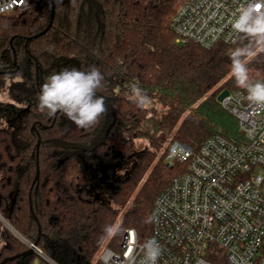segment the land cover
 Returning a JSON list of instances; mask_svg holds the SVG:
<instances>
[{"label":"trees","instance_id":"obj_1","mask_svg":"<svg viewBox=\"0 0 264 264\" xmlns=\"http://www.w3.org/2000/svg\"><path fill=\"white\" fill-rule=\"evenodd\" d=\"M185 1L29 0L0 14V93L13 98L0 99V211L18 233L0 222V263L28 242L60 264H91L129 228L147 240L158 194L184 170L167 164L171 144L197 149L214 133L245 140L218 101L226 88L245 89L231 71L236 44L178 42L172 21ZM64 67L104 77L97 95L108 111L89 128L38 108L46 77ZM248 70L250 82L264 80V54ZM129 89L139 96L120 93ZM160 132L171 137L161 156ZM143 137L149 147L138 150ZM208 257L228 264L216 244ZM36 261L51 264L37 251L5 264Z\"/></svg>","mask_w":264,"mask_h":264},{"label":"built area","instance_id":"obj_2","mask_svg":"<svg viewBox=\"0 0 264 264\" xmlns=\"http://www.w3.org/2000/svg\"><path fill=\"white\" fill-rule=\"evenodd\" d=\"M245 2L186 0L172 21L177 41L206 48L234 43L231 24ZM28 3L0 0V14ZM221 103L238 119L245 140L214 133L197 149L171 144L167 164H183L184 170L158 194L150 237L141 241L129 228L118 249L102 246L91 264H145L142 247L149 240L161 248L157 264H212L208 253L214 244L226 251L228 264H264V107L251 104L246 89H229ZM0 222L18 234L1 211ZM28 244L51 264H60L36 243Z\"/></svg>","mask_w":264,"mask_h":264},{"label":"clouds","instance_id":"obj_3","mask_svg":"<svg viewBox=\"0 0 264 264\" xmlns=\"http://www.w3.org/2000/svg\"><path fill=\"white\" fill-rule=\"evenodd\" d=\"M231 28L236 47L230 53L231 71L239 87L245 88L248 100L264 107V82H250L248 63L264 54V0H246L235 15ZM104 77L98 68L81 71L64 67L48 75L40 87L38 108L49 117L62 113L79 128L98 123L108 111L105 98L97 95ZM136 92V89H133ZM113 226L105 231L111 232ZM145 264H157L161 248L155 240L142 247Z\"/></svg>","mask_w":264,"mask_h":264},{"label":"rangeland","instance_id":"obj_4","mask_svg":"<svg viewBox=\"0 0 264 264\" xmlns=\"http://www.w3.org/2000/svg\"><path fill=\"white\" fill-rule=\"evenodd\" d=\"M121 94H124V95H127V96H139L138 95V93H137V91L136 92H134L133 91V89H129V90H127V91H121L120 92ZM0 99H2V100H5V101H13V98L9 95V93L7 94V93H5V92H1L0 93ZM148 103V102H147ZM167 135H165L164 133H162V132H160V133H158L157 134V138L159 139V141H164V140H166L165 141V143H163V148H161V151H159V156H161L162 155V151H163V149L164 148H166V146H168L169 145V143L171 142L170 140V135H168V137H166ZM149 147V142H148V140L146 139V138H140V139H138L137 140V149L138 150H143V149H146V148H148ZM109 172V171H108ZM113 172V171H112ZM116 173H118L119 175H122V174H124L125 173V167H124V169L123 168H121V167H119V166H117L116 167ZM110 174V173H109ZM112 236V234L109 236V237H111ZM109 240H110V238H108ZM102 246H110L109 244H108V240L102 245ZM101 246V247H102ZM112 248H115V249H118L119 248V246H117V247H112ZM101 249V248H100ZM100 251V250H99ZM99 253V252H98ZM98 255V254H97ZM98 257H96L95 258V260L97 259Z\"/></svg>","mask_w":264,"mask_h":264},{"label":"water","instance_id":"obj_5","mask_svg":"<svg viewBox=\"0 0 264 264\" xmlns=\"http://www.w3.org/2000/svg\"><path fill=\"white\" fill-rule=\"evenodd\" d=\"M53 17H54V13H53V16H52V19H51V22H50L49 26H48L44 31H42V32H40V33H38V34H36L35 37H39L40 35L44 34V33L50 28V26L52 25V22H53ZM30 39H32V37H31ZM228 94H229V89H228V88L224 89V90L218 95V101L222 102V100L224 99V97H225L226 95H228ZM38 145H39V143H38ZM38 173H39V172H38ZM37 176H38V174H37ZM34 251H35V249L31 247V248H29L28 250H26L25 252H23V253H21V254H17V255H15V256H11V257H6V258H4L0 264H5L8 260L14 259V258H16V257L26 256V255L32 254Z\"/></svg>","mask_w":264,"mask_h":264}]
</instances>
